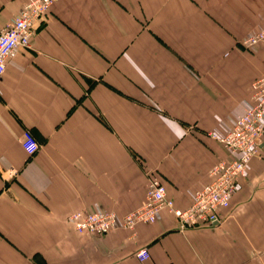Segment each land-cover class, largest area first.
Instances as JSON below:
<instances>
[{
	"label": "crops",
	"instance_id": "1",
	"mask_svg": "<svg viewBox=\"0 0 264 264\" xmlns=\"http://www.w3.org/2000/svg\"><path fill=\"white\" fill-rule=\"evenodd\" d=\"M23 3L0 0V26ZM34 26L0 80V264H264V136L217 225L183 230L165 209L104 235L68 222L135 210L151 172L191 204L228 156L208 132L233 125L264 75V44H241L264 0H58Z\"/></svg>",
	"mask_w": 264,
	"mask_h": 264
},
{
	"label": "built area",
	"instance_id": "2",
	"mask_svg": "<svg viewBox=\"0 0 264 264\" xmlns=\"http://www.w3.org/2000/svg\"><path fill=\"white\" fill-rule=\"evenodd\" d=\"M58 0H24L21 10L0 26V80L6 70L9 57L18 47L30 48L35 34L34 23L46 16ZM245 49L252 50L264 44V27L248 34L242 41ZM251 97L243 113L237 116L233 125L222 135L214 131L208 134L218 140L228 151V156L216 162L209 171L211 181L193 192V199L187 208L175 206L167 196L165 184L150 173L146 201L135 210L120 216L115 211L96 208L75 211L68 216L77 231L93 235H104L112 230L135 229L138 223L157 220L165 209L172 213L181 229L214 226L222 221L221 209L231 205L239 180L247 176L250 161L261 155V140L264 136V75L252 82ZM25 147L29 154L35 153L39 144L30 130H26ZM153 173V174H152ZM141 261L150 258L149 248L136 251Z\"/></svg>",
	"mask_w": 264,
	"mask_h": 264
}]
</instances>
